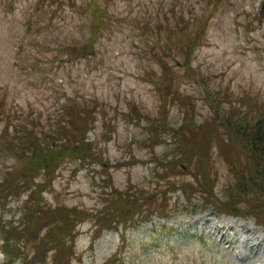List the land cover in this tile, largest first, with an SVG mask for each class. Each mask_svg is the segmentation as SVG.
<instances>
[{
  "label": "rangeland",
  "instance_id": "rangeland-1",
  "mask_svg": "<svg viewBox=\"0 0 264 264\" xmlns=\"http://www.w3.org/2000/svg\"><path fill=\"white\" fill-rule=\"evenodd\" d=\"M74 1L0 0V181L32 173L29 136L76 153L35 170L42 199L8 198L23 252L4 264H264V190L238 185L257 161L242 129L264 118V0ZM114 189L158 213L98 232ZM38 206L71 211L66 244L26 238Z\"/></svg>",
  "mask_w": 264,
  "mask_h": 264
},
{
  "label": "trees",
  "instance_id": "trees-1",
  "mask_svg": "<svg viewBox=\"0 0 264 264\" xmlns=\"http://www.w3.org/2000/svg\"><path fill=\"white\" fill-rule=\"evenodd\" d=\"M73 1L75 5V1ZM93 37L91 36V39ZM89 37L88 42L89 46H93L94 42L92 41ZM93 42V43H92ZM1 107V104H0ZM75 121L77 120V117H74ZM73 119V118H72ZM242 137L246 138L250 144V152L254 155V158L257 160L255 164V172L254 176L250 173H248L249 176H251L248 179L247 186L241 183L238 185L240 187L247 188L248 190H251V188H248L249 185H252L256 188H259L261 190H264V118H260L258 122L253 126V130H250L245 126L243 129ZM5 134H7V131H4ZM59 132V131H57ZM34 139L32 136H29L27 140L22 142L20 146H18V151L22 154L23 152L26 151V146L31 145V151L33 152L32 154L26 152L24 153V156L30 165L32 169L30 171L32 172L31 174L29 173H23L17 178L12 179L8 175H5L3 180L0 181V210H1V220L3 222V226L5 225L6 228L3 226H0V233L3 237V243L0 245L1 249L5 252V254L8 255H15L18 253L23 252V250H20V244H19V232L15 233L17 231L18 226L15 224L12 225H6V209L8 206V198L11 197H17L21 194L17 193L24 185L29 184L31 187V192L29 194L28 201L31 197L37 198L38 200L42 199L40 197H34V193L36 192L38 186L33 183V174L35 173V170L41 171L42 169L47 170L48 167L52 166L53 163H59L63 158L66 156H75L73 154H76L74 152L68 151L69 147L66 146L65 144H54L51 142V138H43V140L39 141L35 146L32 144L34 143ZM32 141V143H31ZM11 145L12 149H16V147H13ZM65 151V153H68V155L61 157L55 156V152L58 150ZM37 151L40 154H43V157H35ZM64 153V154H65ZM61 158V159H60ZM81 158V157H80ZM82 161H85L84 158ZM104 164V163H102ZM9 181H12L9 183ZM7 186V187H4ZM36 186V187H35ZM35 187V188H34ZM6 189V190H5ZM112 192L110 193V197L107 199V207H106V212L105 214L109 215V222L106 226H100L99 231L101 229L107 228H116L117 225L121 221H126L130 223H136V222H141L145 220L152 219L153 214H156L158 212L153 209L154 205V193L150 195H144L142 192L139 195H130L127 200H123L124 202L119 208H116V205L120 203L116 197L119 195V191L117 190H111ZM260 195V193H259ZM148 203V204H146ZM131 206H124V205H129ZM40 205V201H39ZM139 206V207H138ZM180 206V205H179ZM191 206L189 204H184L183 207H179L181 211L184 212H189L195 214L197 212L195 208L191 210ZM196 207V206H194ZM35 208V207H34ZM29 211H26L25 214L23 215V221H27V223H31V219L29 220L30 217L34 214H39V218L37 222L34 223L33 228L30 230L29 235L26 238H30L33 240L37 241V248H40L42 245H49V244H54L55 247L57 246H63V244H66L68 237H70L73 234L74 231V218L72 217V213L70 212H62L59 208L52 207V206H38L35 209H33L30 212V208L28 209ZM161 214V213H160ZM138 215L137 218L135 216ZM5 220V221H4ZM262 223L264 224V221L259 222V224ZM54 224V226H53ZM57 224V225H56ZM102 224V222H101ZM48 225V226H47ZM66 226L65 228L62 226ZM46 228L44 235L41 237V231L42 229ZM67 237V238H66ZM37 255L35 254L29 261L27 260L25 264H30L31 262H37L40 258L39 253L40 250H38ZM24 263V262H23Z\"/></svg>",
  "mask_w": 264,
  "mask_h": 264
},
{
  "label": "water",
  "instance_id": "water-1",
  "mask_svg": "<svg viewBox=\"0 0 264 264\" xmlns=\"http://www.w3.org/2000/svg\"><path fill=\"white\" fill-rule=\"evenodd\" d=\"M262 8H263V12H264V4H263Z\"/></svg>",
  "mask_w": 264,
  "mask_h": 264
}]
</instances>
